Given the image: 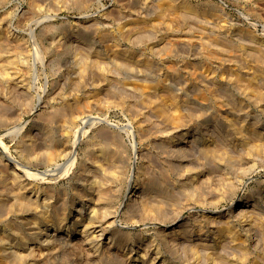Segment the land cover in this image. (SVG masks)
<instances>
[{
  "label": "rangeland",
  "instance_id": "obj_1",
  "mask_svg": "<svg viewBox=\"0 0 264 264\" xmlns=\"http://www.w3.org/2000/svg\"><path fill=\"white\" fill-rule=\"evenodd\" d=\"M0 160L25 264H264V0H0Z\"/></svg>",
  "mask_w": 264,
  "mask_h": 264
},
{
  "label": "bare ground",
  "instance_id": "obj_2",
  "mask_svg": "<svg viewBox=\"0 0 264 264\" xmlns=\"http://www.w3.org/2000/svg\"><path fill=\"white\" fill-rule=\"evenodd\" d=\"M12 66V65H11ZM6 69V68H5ZM11 69V68H10ZM45 118H48V117H45ZM48 119H50V118H48ZM48 119H44V120H47L48 121ZM50 121V120H49ZM44 122H46V121H44ZM53 123V122H52ZM256 125H257V123H256ZM50 127H51V124L49 125ZM253 126L254 127H256L254 124H253ZM253 127V128H254ZM258 127V126H257ZM250 128H252V126H250ZM251 131H252V129H251ZM256 131V130H255ZM253 133H254V131H252ZM257 133H259L258 131H256ZM50 134H51V132H50ZM51 136V135H50ZM53 137H55V136H53ZM52 137V138H53ZM49 138V137H48ZM45 140V139H44ZM43 141V140H42ZM58 142V141H57ZM43 143V146H44V144H45V147H46V144L47 143H49V145L50 146H53L54 145V143H56V140H54V138H53V140H48V141H43L42 142ZM39 144H41V143H39ZM38 146V145H37ZM55 147V146H54ZM47 148V147H46ZM51 149V148H50ZM209 149V148H208ZM54 149L52 148L51 149V151H53ZM55 151V150H54ZM105 152V150L103 149L102 150V152ZM108 151V152H107ZM110 150H106V154L108 153H110L109 152ZM211 151V150H210ZM50 152V151H49ZM103 152V153H104ZM113 152V151H112ZM208 152H209V150H208ZM53 153V152H52ZM210 153V152H209ZM105 154V153H104ZM105 154V155H106ZM108 154L106 155L107 157V159L109 160V159H112V157H114L115 156V152H114V156H112L113 154H110L111 156H109V158H108ZM111 157V158H110ZM1 161V160H0ZM9 167V166H8ZM10 168V167H9ZM12 168V167H11ZM6 169V171H5V176H7V177H13L12 179L15 181V183H17L18 185H20L24 190H26L25 188H24V184H25V182L23 183V181L21 180V178L20 177H18V171L16 172H14V170L12 171V173L10 172V169H8V168H5ZM4 169V170H5ZM13 169H15V168H13ZM12 170V169H11ZM84 171V170H83ZM86 171V170H85ZM2 172H3V170H2ZM11 174H10V173ZM1 176V175H0ZM4 178V177H3ZM3 180V179H2ZM5 180V179H4ZM96 183H97V181H95ZM5 183V182H4ZM93 183H94V181H93ZM3 185V184H2ZM96 185V184H95ZM99 185H100V183H99ZM19 186V187H20ZM1 188V187H0ZM101 188H105V186L103 187H101ZM100 188V189H101ZM2 189V188H1ZM0 189V190H1ZM3 191H4V189H3ZM103 191V192H102ZM101 192L102 193H104L105 194V192L108 194V189H107V191H106V189H103ZM23 192V191H22ZM104 194H103V196H104ZM27 195V194H26ZM26 195H22V196H19L20 197V199H19V203L17 202V207L18 208H16V209H18L17 210V212L20 214V213H25V211L27 210L26 208H29L28 210H30V208H31V204L29 203V198H27V196ZM102 195V194H101ZM4 195H2V193H0V206L1 207H3L4 205H6V198H5V196L3 197ZM108 198H109V196H108ZM106 199H107V197H106ZM109 200V199H108ZM107 201V200H106ZM252 201V200H251ZM105 202V201H104ZM107 202H109V201H107ZM242 203V202H241ZM247 203H249V200H243V205H244V207L246 206L245 204H247ZM105 204V203H104ZM103 204V205H104ZM13 205V204H12ZM14 205H16V204H14ZM107 205H109V204H106V207H109V206H107ZM162 205V204H161ZM161 205H160V207H161ZM240 205V204H239ZM0 207V208H1ZM15 206H13L12 208L10 207V209H13ZM105 207V208H106ZM84 209V208H83ZM102 209H104L103 207H102ZM14 210V209H13ZM12 210V211H13ZM27 210V211H28ZM80 210H82V208L80 209ZM95 210V209H94ZM93 210V211H94ZM84 211V210H83ZM16 212V211H15ZM92 212V211H91ZM95 212H97L96 210H95ZM83 213H85V212H83ZM93 213V212H92ZM26 214V213H25ZM95 214V213H94ZM1 215H2V213H1ZM22 215V214H21ZM21 215H19V216H21ZM89 216V215H88ZM94 216H96V215H93L92 216V218H94ZM1 218H2V216H0ZM6 217H8V216H6ZM0 218V219H1ZM23 218H24V216H23ZM89 218H90V216H89ZM92 218H91V220H92ZM13 219V218H12ZM2 220H5V218L3 219H1V221ZM1 221H0V223H1ZM7 221V220H6ZM8 222V221H7ZM12 222H13V220H12ZM3 223V222H2ZM5 224H7V227L8 226H10V223H5ZM4 225V224H3ZM1 226V225H0ZM228 225H226V227H227ZM6 227V228H7ZM14 228H17V227H14ZM20 228V227H19ZM86 228V227H85ZM87 228H88V226H87ZM223 228H225L224 226H223ZM227 228H229V227H227ZM232 229V228H231ZM231 229H229V231L231 230ZM4 230H5V228H4ZM224 230V229H223ZM225 230H226V228H225ZM223 231V232H227V231ZM228 230V229H227ZM221 231V230H220ZM6 232L7 231H2V229H1V227H0V264H25L24 263V261L22 260V258H24L23 256H25V255H23V256H19L23 251H21L20 249H19V251H21L19 254L18 253H16L15 254V256H14V258H12L13 257V255L12 254H14V252H12L11 250H12V246H8V245H10V244H12L11 242H10V237H11V235L14 233V231H12V232H10V231H8V233H7V235H6ZM15 232H17V231H15ZM21 231L19 230V233H20ZM19 233H18V235L17 234H15L14 233V236H18L19 237ZM23 233V232H22ZM40 233V232H39ZM21 234V233H20ZM22 235V234H21ZM24 235V234H23ZM22 235V236H23ZM54 235H56V234H54ZM12 239V238H11ZM16 239H18V238H16ZM25 239V238H24ZM57 239H58V241L60 242V244H66L67 242H69V240H70V238H69V236H67V235H64V234H62V235H58V237H57ZM86 242L88 241L89 242V238L86 236ZM13 240H15V239H13ZM21 240V239H20ZM23 240V239H22ZM16 241V240H15ZM19 241V240H18ZM20 242V241H19ZM87 242V243H88ZM22 243H24V242H22ZM24 245V244H23ZM21 246V245H20ZM20 246H18V247H20ZM8 247V248H7ZM23 247V246H22ZM25 251V250H24ZM25 252H23L22 254H24Z\"/></svg>",
  "mask_w": 264,
  "mask_h": 264
}]
</instances>
